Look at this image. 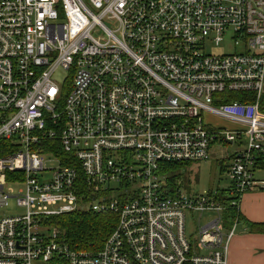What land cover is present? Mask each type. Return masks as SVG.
<instances>
[{
	"label": "built area",
	"instance_id": "1",
	"mask_svg": "<svg viewBox=\"0 0 264 264\" xmlns=\"http://www.w3.org/2000/svg\"><path fill=\"white\" fill-rule=\"evenodd\" d=\"M263 96L264 0H0V211L23 210L0 264H227L221 214L264 189ZM216 141L240 145L227 189L170 193L163 167ZM78 211L115 218L96 251L48 223Z\"/></svg>",
	"mask_w": 264,
	"mask_h": 264
},
{
	"label": "rangeland",
	"instance_id": "2",
	"mask_svg": "<svg viewBox=\"0 0 264 264\" xmlns=\"http://www.w3.org/2000/svg\"><path fill=\"white\" fill-rule=\"evenodd\" d=\"M232 51V41L229 38L222 41L219 47H214L207 39L205 52L208 54H221V53H229ZM63 75L64 73H59ZM59 84H61V80H57ZM68 92V87L64 86L63 88V96H65ZM204 119L206 122L210 124V126L214 128L221 129H237L238 126H233L232 124L220 120L217 117L212 115H204ZM240 149V145L237 142L233 144H227L222 141L214 142L210 147V156L209 160L206 162H200L195 164H176L179 169H176L173 175L178 176L175 179V184L182 188L184 192L191 193H201L203 191H213L216 189H225L229 186V179L226 174L227 167L229 164L230 157L232 154ZM50 166V164H48ZM167 179V176L164 175ZM171 176V175H170ZM12 188L16 189V186H12ZM23 210L16 207L14 202H9V206L7 209L0 211V214L4 215H14L22 213ZM211 217L214 216V213L210 214ZM224 219V226H226L229 222L224 214H221ZM206 217V216H205ZM204 217V218H205ZM201 219V223L205 221V219ZM198 216L195 215L194 222L191 217L188 215L186 218V232L188 234L193 233L194 227L197 224Z\"/></svg>",
	"mask_w": 264,
	"mask_h": 264
},
{
	"label": "trees",
	"instance_id": "3",
	"mask_svg": "<svg viewBox=\"0 0 264 264\" xmlns=\"http://www.w3.org/2000/svg\"><path fill=\"white\" fill-rule=\"evenodd\" d=\"M234 100L248 101L242 96L236 95ZM260 110L264 113V96L260 103ZM264 166V162H262ZM176 164H166L162 169V174L167 176L166 182L169 187V192L175 190V179L178 176L173 175L176 169H179ZM171 175V176H170ZM225 217L230 221L239 220L237 208H228ZM48 223L63 232L65 242L76 247L79 250H98L104 239L115 226V218L113 215H96L85 211H78L70 214H65L49 219ZM245 224L251 232L264 233V224H252L245 221Z\"/></svg>",
	"mask_w": 264,
	"mask_h": 264
},
{
	"label": "crops",
	"instance_id": "4",
	"mask_svg": "<svg viewBox=\"0 0 264 264\" xmlns=\"http://www.w3.org/2000/svg\"><path fill=\"white\" fill-rule=\"evenodd\" d=\"M262 168L264 169L263 164L260 170L254 173L255 179L264 178ZM237 213L239 220L236 219V223H233L228 219L229 223L224 226L225 233H228L232 227L234 229L228 246L227 264H264V233L251 232L245 224V221L252 224H264V189L243 194Z\"/></svg>",
	"mask_w": 264,
	"mask_h": 264
}]
</instances>
